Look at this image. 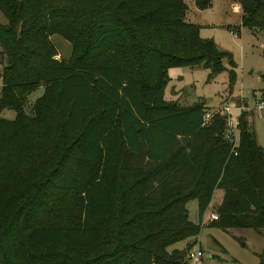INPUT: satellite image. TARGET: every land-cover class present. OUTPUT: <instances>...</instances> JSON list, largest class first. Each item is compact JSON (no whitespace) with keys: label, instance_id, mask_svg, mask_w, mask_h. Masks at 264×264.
<instances>
[{"label":"trees","instance_id":"16d2710c","mask_svg":"<svg viewBox=\"0 0 264 264\" xmlns=\"http://www.w3.org/2000/svg\"><path fill=\"white\" fill-rule=\"evenodd\" d=\"M237 1L241 25L264 40V0ZM187 10L184 0H0V264H187L169 247L198 237L187 204L198 201L202 220L216 189L211 223L264 235V148L248 113L236 116L233 155L221 116L204 125L202 101L164 98L170 68L213 75L230 55ZM53 35L71 43L69 58H56Z\"/></svg>","mask_w":264,"mask_h":264},{"label":"rangeland","instance_id":"374dc122","mask_svg":"<svg viewBox=\"0 0 264 264\" xmlns=\"http://www.w3.org/2000/svg\"><path fill=\"white\" fill-rule=\"evenodd\" d=\"M184 1L188 6L186 21L198 25L202 38L212 39L221 51L230 55L223 59L224 69L213 75H210V70L202 64L170 68L164 98L181 106H190L202 101L205 107L210 108L208 110H215L224 103L253 107L264 90L262 32L241 26L240 14L233 8L239 4L237 0H213L205 9L198 8L196 0ZM0 21H5L1 12ZM231 28L234 31H231ZM52 40L59 52L56 58H69L72 52L71 43L60 35H53ZM1 52L0 48V96L3 86L1 70L6 63V58ZM232 61L236 64L234 75L231 72ZM43 92V87L35 89L28 95L27 102L33 103ZM247 113L257 143L264 148V110L261 116L256 110ZM1 115L7 119H14L16 112L13 109H4ZM220 194V190L215 192L213 205L207 208L208 211L216 209ZM187 205L190 220L200 224V233L195 239L189 240L188 246V240L179 241L169 247L170 251L175 248L184 250L186 247L187 260V250L197 240V245L199 244L204 253L202 264L260 263L259 254L264 248L262 232L253 228L224 229L216 222L201 226L198 201L191 200ZM208 217L209 214L205 222H208Z\"/></svg>","mask_w":264,"mask_h":264},{"label":"built area","instance_id":"2783aa9c","mask_svg":"<svg viewBox=\"0 0 264 264\" xmlns=\"http://www.w3.org/2000/svg\"><path fill=\"white\" fill-rule=\"evenodd\" d=\"M256 110L259 115L263 114L264 110V96H261L260 99H257L254 103L253 107H248L244 104L240 105H231L229 103H224L221 107L215 110H207L203 116L204 125L210 124L213 119V116L218 115L221 116L225 121V131L223 133V137L230 144V153L233 155H237V148L239 146V130L237 128L236 116L243 111ZM205 211L203 218L201 220V226L208 223L205 222L207 215L209 214L208 220L210 222L218 220L219 214L216 211ZM207 220V221H208ZM194 245L187 250V260L192 264H202V258L204 256L202 248L197 245V240Z\"/></svg>","mask_w":264,"mask_h":264},{"label":"crops","instance_id":"0c3cea01","mask_svg":"<svg viewBox=\"0 0 264 264\" xmlns=\"http://www.w3.org/2000/svg\"><path fill=\"white\" fill-rule=\"evenodd\" d=\"M236 5H238V4H236ZM237 11V13H239L240 14V24H241V11H238V10H236ZM242 26V25H241ZM232 27V26H231ZM236 27V26H235ZM243 27V26H242ZM231 31H234L232 28L230 29ZM263 92L264 91H262V95H263ZM254 94V93H253ZM254 96H255V94H254ZM256 98V97H255ZM207 109H210V108H207L206 107V110ZM218 190H220V192H221V196H220V200H219V204H217V207H216V209L218 208V206L220 205V203L222 202V199H223V196H224V191L222 190V189H216L215 191H214V193H213V197H214V194H215V192L216 191H218ZM213 197H212V200H213ZM212 205H213V201H211V203H210V205H209V207L211 208L212 207ZM187 207H188V205H187ZM208 207V208H209ZM216 209L215 210H213V211H216ZM217 212V211H216ZM208 223H211L209 220H208ZM188 244H189V240L187 241V246H188ZM175 249H179V248H175ZM179 250H182V249H179ZM184 250H186V247H185V249ZM186 262H187V264L188 263H190L188 260H186Z\"/></svg>","mask_w":264,"mask_h":264}]
</instances>
